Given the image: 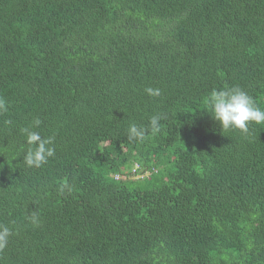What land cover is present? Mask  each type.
<instances>
[{
    "label": "trees",
    "instance_id": "16d2710c",
    "mask_svg": "<svg viewBox=\"0 0 264 264\" xmlns=\"http://www.w3.org/2000/svg\"><path fill=\"white\" fill-rule=\"evenodd\" d=\"M232 87L264 110V0H0V264H264V123L208 104Z\"/></svg>",
    "mask_w": 264,
    "mask_h": 264
},
{
    "label": "clouds",
    "instance_id": "9594fccd",
    "mask_svg": "<svg viewBox=\"0 0 264 264\" xmlns=\"http://www.w3.org/2000/svg\"><path fill=\"white\" fill-rule=\"evenodd\" d=\"M145 93L150 97H159L160 89L148 87ZM208 104L212 109V117L217 121L221 129H237L241 133H247L250 123H264V110L255 105L252 97L239 87H232L224 90H213L208 97ZM7 103L0 98V114L7 112ZM160 116H153L150 119L149 126L152 134L160 131ZM42 122L37 118L32 126L21 129L22 134L26 136V142L29 145L25 155L24 163L27 167L40 168L45 165L49 158L54 157L55 149L52 137H42L39 131L32 130L39 128ZM148 134V129L131 124L128 128L129 141H143ZM31 223L39 225V217L33 213L29 217ZM12 231L8 227L0 226V251L8 244Z\"/></svg>",
    "mask_w": 264,
    "mask_h": 264
}]
</instances>
